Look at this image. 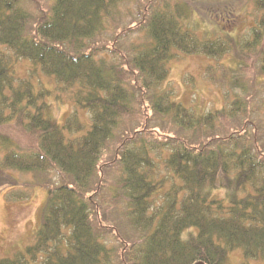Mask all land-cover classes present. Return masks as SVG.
Here are the masks:
<instances>
[{"label":"trees","instance_id":"trees-1","mask_svg":"<svg viewBox=\"0 0 264 264\" xmlns=\"http://www.w3.org/2000/svg\"><path fill=\"white\" fill-rule=\"evenodd\" d=\"M21 2L0 0V184L31 174L46 199L33 245L0 264H264V144L249 121L231 127L249 112L240 76H264V0L243 44L199 37L196 0H47L38 14ZM175 52L235 54L226 108L173 98ZM20 60L90 122L49 118Z\"/></svg>","mask_w":264,"mask_h":264},{"label":"rangeland","instance_id":"rangeland-1","mask_svg":"<svg viewBox=\"0 0 264 264\" xmlns=\"http://www.w3.org/2000/svg\"><path fill=\"white\" fill-rule=\"evenodd\" d=\"M46 1L22 0L21 6L33 14H38L37 8L46 4ZM196 1L197 3L192 6L195 7V11L191 14L189 26L196 28L195 32L199 37H216L223 40L220 37L229 35L239 44L251 38V28L260 15V12L254 9L253 0ZM236 62L237 58L232 52L215 59L204 55H185L175 52L168 63L169 77L164 86L177 102L196 114L220 110L226 108L234 98L229 95V70L235 69ZM209 69L212 71V76L207 73ZM254 72L255 74L251 72L240 76L242 82L249 83L246 84L249 112L246 116L241 114L238 117L240 119L233 121L231 127L243 129L249 121L252 127L249 125L248 132H256L257 128V137H260L264 144V76H258L256 74L258 72ZM14 73L19 80H31L37 92L47 93L46 115L49 118L63 124L71 114L77 113L82 123L90 122L89 114L75 109L67 89L56 83L53 78L42 75L31 63L18 61ZM248 75L251 80L245 78ZM5 173L7 181L0 184V258H12L20 253L25 255V250L33 245L41 223V210L45 203L46 190L34 186L31 174L11 170H6ZM165 174L161 170V176ZM167 181L168 186L171 182L170 177H167ZM16 193L24 197L10 200ZM239 260L238 253L231 256L233 264ZM39 261L38 259L36 264Z\"/></svg>","mask_w":264,"mask_h":264}]
</instances>
